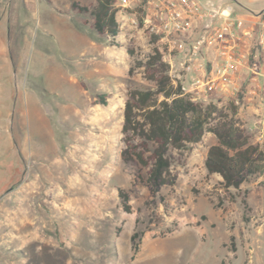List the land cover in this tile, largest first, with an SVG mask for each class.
<instances>
[{"label":"rangeland","instance_id":"374dc122","mask_svg":"<svg viewBox=\"0 0 264 264\" xmlns=\"http://www.w3.org/2000/svg\"><path fill=\"white\" fill-rule=\"evenodd\" d=\"M201 1L264 7V0ZM138 4H116L113 46L69 0H0V264H264L262 170L224 189L203 165L216 141L208 133L175 154L176 180L152 194L145 169L120 158L126 92L146 85L138 70L127 74V49L136 56L151 49L131 11ZM103 92L104 119L88 126L92 135L106 131L100 147L86 134L84 113ZM260 117L259 91L242 94L236 118L262 144ZM85 141L92 145L83 150Z\"/></svg>","mask_w":264,"mask_h":264},{"label":"trees","instance_id":"16d2710c","mask_svg":"<svg viewBox=\"0 0 264 264\" xmlns=\"http://www.w3.org/2000/svg\"><path fill=\"white\" fill-rule=\"evenodd\" d=\"M69 1L72 10L89 12L91 27L107 35L110 45H120L116 0H94L92 6L78 0ZM143 1L131 10L139 25H142ZM148 40L151 49L143 56H136L127 49L132 57L127 74L130 76L138 70L146 85L130 87L126 92L120 129L121 160L145 169L143 180L154 194L176 180L175 154L181 155L209 133L216 141L207 147L204 156L206 172L218 175L224 189H239L249 176L260 173L264 161V139L262 144L253 143L251 134L236 118L242 94L239 104L230 101L226 106L218 101L193 100L181 83L171 77L170 65L163 59L157 37L148 34ZM105 96L104 92L97 94L94 103L105 105ZM118 195L123 209L129 211L127 194L118 189ZM138 235L139 232L134 231L130 236L133 255L138 251Z\"/></svg>","mask_w":264,"mask_h":264},{"label":"built area","instance_id":"2783aa9c","mask_svg":"<svg viewBox=\"0 0 264 264\" xmlns=\"http://www.w3.org/2000/svg\"><path fill=\"white\" fill-rule=\"evenodd\" d=\"M142 12V26L157 37L171 77L193 100L219 103L227 98L239 104L240 94L259 90V132L264 136V44L255 29L245 28L231 6L213 8L200 0H144ZM243 70L258 76L259 84L248 87Z\"/></svg>","mask_w":264,"mask_h":264},{"label":"crops","instance_id":"0c3cea01","mask_svg":"<svg viewBox=\"0 0 264 264\" xmlns=\"http://www.w3.org/2000/svg\"><path fill=\"white\" fill-rule=\"evenodd\" d=\"M202 3H204L207 6L213 7V8H222L225 6V5H222V3H218V4L210 3V2H207V3L202 2ZM233 12L235 16L243 20L245 28L255 29V32L259 35L260 39L263 41V44H264V7H260L257 10L245 8L244 11L233 9ZM242 78L243 80H245L248 87L250 86L252 87V86H255V84H259V77L253 74L250 70H243ZM95 96H96V93L94 94L93 97H91L92 101H94ZM93 104L94 105L90 107V110L86 109L84 113L85 121H86L85 124H87L86 134L90 136V139L92 138V136H94V143L97 146L103 147V144H104L103 137L105 136L106 131L102 129L99 131V133H95L94 135H92V132L88 128L89 125L98 124L99 122L101 123L104 119L102 114L98 115V112L101 111L99 104L98 103H93ZM92 111H94L95 113H93ZM97 137H99V140L97 139ZM88 143H89L88 141H85V143H83V150H86L88 147H90L89 145H92V143H89V144Z\"/></svg>","mask_w":264,"mask_h":264}]
</instances>
